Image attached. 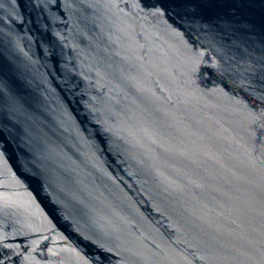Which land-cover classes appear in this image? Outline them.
<instances>
[{
	"label": "water",
	"instance_id": "obj_1",
	"mask_svg": "<svg viewBox=\"0 0 264 264\" xmlns=\"http://www.w3.org/2000/svg\"><path fill=\"white\" fill-rule=\"evenodd\" d=\"M0 264H264V0H0Z\"/></svg>",
	"mask_w": 264,
	"mask_h": 264
}]
</instances>
